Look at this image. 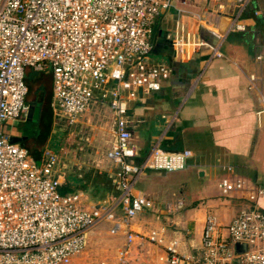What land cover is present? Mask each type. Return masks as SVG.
I'll list each match as a JSON object with an SVG mask.
<instances>
[{
    "label": "built area",
    "instance_id": "1",
    "mask_svg": "<svg viewBox=\"0 0 264 264\" xmlns=\"http://www.w3.org/2000/svg\"><path fill=\"white\" fill-rule=\"evenodd\" d=\"M177 1L0 0V264H68L84 249L92 227L104 220L112 223L110 232L125 237L116 264L128 262L125 254L133 242L161 247L159 259L166 264H264L259 188L248 190L247 205L225 224L204 213L198 253L177 251V240L165 239L162 227L130 229L136 214L152 207L149 199L131 194L141 171L182 170L190 156L187 149L168 154L152 147L140 163H132L135 145L126 114L139 92L158 90L169 76L166 63L148 60L150 34L159 14ZM243 29L235 21L227 27ZM169 38L181 59L206 45L183 26H175ZM254 59L262 61L259 54ZM26 68L50 73L51 110L67 123L92 103L109 107L114 140L105 157L116 165L115 196L87 205L79 193H60L54 152L43 149L38 165L2 131V124L16 121L24 108ZM259 103L255 115L264 127V94ZM244 188L237 177L217 183L222 196ZM239 244L242 250H236Z\"/></svg>",
    "mask_w": 264,
    "mask_h": 264
},
{
    "label": "crops",
    "instance_id": "2",
    "mask_svg": "<svg viewBox=\"0 0 264 264\" xmlns=\"http://www.w3.org/2000/svg\"><path fill=\"white\" fill-rule=\"evenodd\" d=\"M232 21L244 29L227 30ZM175 26L195 32L206 45L188 58L177 57L169 38ZM150 42L148 60L166 63L170 73L158 90L139 92L127 104L135 145L130 161L140 163L152 147L168 154L187 149L190 156L182 170L141 171L131 194L149 199L152 207L137 213L130 229L147 232L162 227L165 239L177 240V251L198 253L204 213H213L225 224L247 205L248 190L258 188L262 192L256 203L264 211V127L255 115L264 94V0H178L152 24ZM258 54L263 62L254 59ZM24 80V108L16 121L2 124V131L9 137L18 135L16 129L24 123L28 106H33L34 134L17 144L39 159L45 149L40 143L52 134L58 136L57 151L49 149L57 157L59 192L79 193L87 205L115 196L116 165L105 157L114 140L109 107L92 103L67 123L51 110L50 73L26 68ZM234 177L242 179L245 188L220 195L218 181ZM119 214L114 211L115 217ZM109 233L121 235L124 244L122 233L110 229ZM134 247L131 243L129 251ZM155 247L160 257L162 249Z\"/></svg>",
    "mask_w": 264,
    "mask_h": 264
},
{
    "label": "rangeland",
    "instance_id": "3",
    "mask_svg": "<svg viewBox=\"0 0 264 264\" xmlns=\"http://www.w3.org/2000/svg\"><path fill=\"white\" fill-rule=\"evenodd\" d=\"M41 128L43 127L40 126V130L43 132ZM57 141L58 136L52 134L48 141L40 143V148L48 147V149L57 151ZM34 160L39 165L40 160L38 158ZM92 201H96V198H92ZM149 226L151 227L152 225L150 224ZM110 228L109 222L106 221L99 222L92 227L87 234L83 251L73 256L68 264H101L102 262L104 264H113L116 252H118L117 249L123 243V238L119 234L113 235L109 233ZM135 245L136 247L130 249L127 255L129 260L126 264H162V261L158 258L160 251L156 249L155 245L148 242H144L142 245L135 243Z\"/></svg>",
    "mask_w": 264,
    "mask_h": 264
},
{
    "label": "water",
    "instance_id": "4",
    "mask_svg": "<svg viewBox=\"0 0 264 264\" xmlns=\"http://www.w3.org/2000/svg\"><path fill=\"white\" fill-rule=\"evenodd\" d=\"M35 109H33V106H28L27 112L24 116V123L22 126L18 129H16V132L18 135H11L9 137V141L12 143H19L20 141L24 140L26 137H29L34 134L33 131L30 130V124L31 121H35L33 117H35L34 112ZM244 248L243 244H239V248L236 250H242Z\"/></svg>",
    "mask_w": 264,
    "mask_h": 264
},
{
    "label": "trees",
    "instance_id": "5",
    "mask_svg": "<svg viewBox=\"0 0 264 264\" xmlns=\"http://www.w3.org/2000/svg\"><path fill=\"white\" fill-rule=\"evenodd\" d=\"M26 83V82H25ZM60 191L63 192L64 190L60 188Z\"/></svg>",
    "mask_w": 264,
    "mask_h": 264
}]
</instances>
